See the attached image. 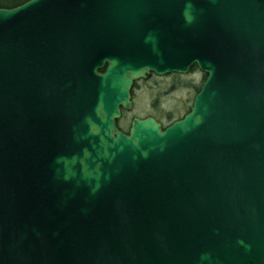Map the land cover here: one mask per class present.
Here are the masks:
<instances>
[{
  "label": "water",
  "instance_id": "water-1",
  "mask_svg": "<svg viewBox=\"0 0 264 264\" xmlns=\"http://www.w3.org/2000/svg\"><path fill=\"white\" fill-rule=\"evenodd\" d=\"M193 66L181 119L118 128ZM0 264H264V0L0 8Z\"/></svg>",
  "mask_w": 264,
  "mask_h": 264
},
{
  "label": "rangeland",
  "instance_id": "rangeland-1",
  "mask_svg": "<svg viewBox=\"0 0 264 264\" xmlns=\"http://www.w3.org/2000/svg\"><path fill=\"white\" fill-rule=\"evenodd\" d=\"M204 76L195 67L183 75H154L149 80H139L132 89V109L129 113H123V128L128 130L132 117L146 116H152L161 124L168 125V113L180 116L191 107L195 96L192 85L203 84Z\"/></svg>",
  "mask_w": 264,
  "mask_h": 264
},
{
  "label": "trees",
  "instance_id": "trees-1",
  "mask_svg": "<svg viewBox=\"0 0 264 264\" xmlns=\"http://www.w3.org/2000/svg\"><path fill=\"white\" fill-rule=\"evenodd\" d=\"M29 0H0V8H14V7H17L25 2H27ZM195 68V66H193L191 69ZM102 71V70H101ZM206 79V76H204V81ZM202 84H194L192 85V88L195 92V95L196 93H198V91L200 90ZM190 108V107H189ZM189 108L186 110L185 114H187L189 112ZM185 114L183 115H180V116H176L175 113H168L166 115V119L168 121V125H170L172 122H174L175 120H178V119H181ZM124 116L122 115L121 118L117 121V126L120 130H122L123 132H127L126 129L123 128V123H124ZM168 125H164L162 124L163 127H166Z\"/></svg>",
  "mask_w": 264,
  "mask_h": 264
},
{
  "label": "flooded vegetation",
  "instance_id": "flooded-vegetation-1",
  "mask_svg": "<svg viewBox=\"0 0 264 264\" xmlns=\"http://www.w3.org/2000/svg\"><path fill=\"white\" fill-rule=\"evenodd\" d=\"M153 76H154V74H152V75L150 76L149 79H151ZM149 79H148V80H149ZM138 81H139V80H138ZM138 81L134 82L133 88H134V86L137 84ZM133 88H132V89H133ZM131 100H132V90H131ZM123 113H125V111H122L121 116L123 115ZM128 113H129V112H128ZM146 117H148V116H146ZM146 117H143V118H146ZM151 117H152V116H151ZM132 118H133V117H132ZM132 118H131V119H132ZM137 118H138V117H137ZM143 118H140V119H143ZM153 118H154V117H153ZM154 119H155V118H154ZM129 126H130V125H129ZM128 130H129V128H128ZM128 130H127V132H128ZM127 132H125V133H127Z\"/></svg>",
  "mask_w": 264,
  "mask_h": 264
}]
</instances>
